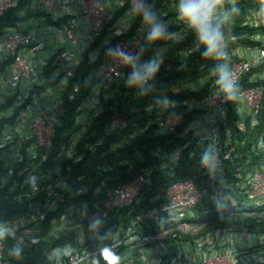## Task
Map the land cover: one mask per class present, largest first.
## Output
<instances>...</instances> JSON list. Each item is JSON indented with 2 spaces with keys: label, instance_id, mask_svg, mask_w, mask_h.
Returning <instances> with one entry per match:
<instances>
[{
  "label": "built area",
  "instance_id": "2783aa9c",
  "mask_svg": "<svg viewBox=\"0 0 264 264\" xmlns=\"http://www.w3.org/2000/svg\"><path fill=\"white\" fill-rule=\"evenodd\" d=\"M229 1L216 5L214 27L229 20ZM179 4L180 0H0V19L11 9L20 12L0 22V166L5 168L0 170V187H8L18 203L27 199L18 215L0 222L9 229L0 239V264H264V11L248 12L239 33L222 39L221 48H231L236 57L223 53L217 58L208 55L196 30L180 17ZM50 13L64 18L60 27L45 26ZM156 26L162 35L151 39ZM182 45L178 61L194 56L203 75L169 89L157 85L159 97L133 107L129 114L142 120L138 113L145 111V127L132 128L121 137L117 132L128 129L130 120L116 115L95 142L77 146L86 131L80 127L68 137L69 145L82 151L76 160L84 164L97 156L108 165L125 150L130 155H121L123 161L137 168L134 179L83 204L96 208L98 215L91 208L78 217L50 215L58 208L57 199L64 200L63 193L83 181L87 166L47 172V179L40 181L42 190L48 188L42 203V196H32L38 177L22 174L27 164L21 163L38 153L28 145L30 140L39 147L53 143V123L67 109L64 95L70 101L79 97L84 111L74 124L86 128L88 115L103 114V102L111 103L118 91L145 100L150 72L160 69L168 54ZM146 48L155 53H146ZM50 59L58 64L55 76L68 79L79 70L83 75L87 66L91 76L74 85L76 93H64L62 87L39 91L36 84L43 83L40 75ZM221 67L229 74V91L218 83ZM186 89L199 92V97L187 101ZM33 90L34 102L24 108ZM183 124L186 127L180 129ZM109 133H117V138L107 143ZM136 138H142L137 140L141 143L159 138L163 143L150 150L146 144L131 147L130 152ZM183 156L196 159L190 175L181 170ZM102 187L103 182L96 186L88 180L76 194L94 198ZM145 194H150V202L140 206L128 227L117 222L110 229L102 226L110 211L134 200L140 203ZM204 203L208 209L200 208ZM237 215L263 218H256V229L210 223L214 217ZM71 234L74 243L57 241Z\"/></svg>",
  "mask_w": 264,
  "mask_h": 264
},
{
  "label": "trees",
  "instance_id": "16d2710c",
  "mask_svg": "<svg viewBox=\"0 0 264 264\" xmlns=\"http://www.w3.org/2000/svg\"><path fill=\"white\" fill-rule=\"evenodd\" d=\"M29 1V0H28ZM243 4L245 5L246 9L251 8H257L260 7L264 9V0H242ZM19 10L17 9H11L7 16L2 17L0 19V22L3 23L7 21L8 19L12 17L19 16ZM38 14H32L35 18ZM64 21V18H54L53 13H50L47 17V21L45 22V26L51 25L53 27H60L61 22ZM235 23H237V20H235ZM220 28V27H218ZM231 37L235 35L234 30L231 28ZM42 31V29H41ZM40 31V33H41ZM104 33H107L105 30ZM227 37V35L222 34V39ZM193 40L192 36L189 38V42ZM49 39H46V47L48 46ZM148 43V42H147ZM187 41H185L183 44L185 45ZM235 43V41H233ZM184 45L178 46L177 48H174L173 55L168 54L167 62L160 67V69H155L150 72L148 77V84L147 86L150 88H145L146 94H156L155 87L158 85L159 87L167 88L169 89L172 84L175 83H181L184 84L185 82H190L193 80H196V78H200L203 75V70H200L199 64H196V60L193 61L194 56H190V58L184 59L183 63L178 57H176V54L180 48H184ZM205 46V45H204ZM148 48V46H147ZM146 53H150L151 55L155 53L153 49H147ZM222 53H226L227 57H236L233 54L232 49L224 50V47L219 50ZM174 57V58H173ZM176 58V59H175ZM177 60V61H176ZM143 66H145V63L147 64V59L143 58ZM179 63H182V67L180 68L177 66ZM48 66L44 67L40 78L43 80V83L38 85L37 89L40 90H56L59 87H62L64 90V93H76L75 90V84H82L87 78H89L90 75V66H87V71H84L83 75L79 74V71H76L74 77H69L68 79H64L61 74L58 76H55V69L58 64L55 63L52 59L48 61ZM142 67V66H141ZM141 71H137L139 73ZM137 77V76H136ZM135 81L136 79L133 78ZM210 84V83H209ZM136 86V85H135ZM127 90V88H125ZM148 90V91H147ZM159 91V90H158ZM183 98L188 99H195L198 93L191 92L190 89H186L184 92ZM205 92L200 93V96L202 97ZM167 94L169 91L167 90ZM199 97V96H198ZM188 98V99H187ZM64 101L66 103V111L63 115L60 114L57 121L53 123L54 127V141H53V147L50 152H47L44 147H38V153L37 155H33L31 159L22 162L21 165H25L21 171L25 168V171L22 174L29 175L31 173H34L37 177L39 182H44L45 179H47L46 173L47 172H53L56 173L59 171V169L63 172V170H67L69 167H77L80 165L79 162H75L73 158H71L67 151L69 150V143L68 138L71 134L74 133V129H78L79 126H75L74 120L75 117L82 113L84 110L82 109L80 104V99L77 96V100L70 101L68 99V95H64ZM111 103H104V113L101 115H98L97 117L93 114L88 115V120L85 123L86 125V131L85 133L80 136V142L83 143H91L95 142L101 137H103L105 133V128L107 126H110L111 120L116 115H121L129 118L130 120V126L128 129H125L121 132H117L121 137L125 134L131 131L132 128L136 129H142L146 125L147 121V114L145 111H140L138 115H142V120L140 118H136L134 116H129L132 108H138L142 103L139 100H135V97L132 96L131 93L127 92H120L118 91L117 94H114L113 100ZM34 102V90L31 92L30 96L26 99V101L23 104V107L30 106L31 103ZM32 106V105H31ZM35 106V105H34ZM144 106V105H143ZM142 106V107H143ZM184 106V105H183ZM197 109H194L193 113H196ZM134 121H137L139 125H134ZM188 125V124H187ZM186 127V124H183L180 129H184ZM117 133H109L108 135L111 136V139L107 142L109 143L112 140H115L117 138ZM241 138V136H240ZM136 140H143L142 138H136ZM151 143L149 144V147L156 144L158 140H154L153 138L150 139ZM67 144V146H64V144ZM141 143V142H140ZM142 145V144H140ZM73 149L72 147H70ZM27 159V157H25ZM101 162V163H99ZM99 163V164H98ZM81 165L87 166L86 176L83 178L82 182H77L76 186L68 191L63 193L64 200L57 199V209L52 211L50 215H61L63 214H70L72 217H78L81 215H84L86 212L90 210V208L93 210V213L96 215L100 214L98 213V210L94 207H91L89 204L88 207H83V204H85L88 200L89 201H96L97 199H100L104 193L111 188L119 187L123 184H126L134 179V175L137 173V168L133 167L131 163L126 164L125 161H123L122 156L119 154L116 155L113 160L107 165V163L104 165L102 162V159L95 156L91 158L90 163H83ZM151 165V164H148ZM196 166V162L193 158H190L189 156H186L184 158V167L185 170L188 172V175H190L193 171V169ZM4 166H0V170H4ZM19 169H15L13 177L15 174H18ZM141 171V170H140ZM139 171V172H140ZM78 175V174H76ZM90 180L91 183L95 182V185L98 186L103 182L102 190L94 197L90 198L88 195H85V197L81 195H77L76 191L81 185H86L87 181ZM38 185V189L36 192L32 194V196H35L37 199L38 197H41L44 193L48 192L47 189L42 190V184ZM2 183V177L0 178V184ZM50 189V188H49ZM88 197V198H87ZM45 196L41 197V202L45 203ZM151 200L150 194H145L138 203L136 200H134L130 204L122 205L121 207L115 209L114 211H110L108 213V217L103 218L102 220V226L105 229H110L113 227V225L118 223L119 226H122L123 228H126L130 225L131 220L134 219L138 215V211L140 210V206L146 205ZM17 199L14 198L13 194H11L8 190V187H0V222L2 220H7L9 218H12L17 214V210H20L23 208V205H27V199L23 198V202H16ZM76 204V205H75ZM78 205V206H77ZM208 207V206H207ZM206 207V204L200 205V208L202 209H208ZM71 212V213H70ZM117 216V217H116ZM223 216V215H222ZM256 218H263L262 216H241L237 215L232 218H222L214 217L211 218L210 223L212 224H235L236 227H251L253 229L259 228L260 226L256 224L257 220ZM128 222V223H127ZM202 222V221H201ZM231 222V223H230ZM264 223V222H263ZM126 224V225H125ZM41 239V236H39ZM76 238L71 234L68 237L62 236L60 239H58V242L63 243H74ZM42 241V240H41ZM50 241H45L44 243H49ZM151 245V243H150Z\"/></svg>",
  "mask_w": 264,
  "mask_h": 264
},
{
  "label": "clouds",
  "instance_id": "9594fccd",
  "mask_svg": "<svg viewBox=\"0 0 264 264\" xmlns=\"http://www.w3.org/2000/svg\"><path fill=\"white\" fill-rule=\"evenodd\" d=\"M222 0H180L179 4V13L180 17L185 20L193 29L196 30V32L199 35V40L202 44L205 45V48L207 49L208 55H216L217 58H220L223 56V53L219 51V49L222 46V32L225 35L230 36L231 35V28L234 30L235 34H238L239 31L242 29L241 27V22L244 19L245 14L251 11H256V10H263L260 7L257 8H251V9H246L245 5L243 4L242 0H230L226 6V14H227V9H229V20L227 22H221L219 25H216L217 27H214L212 24V17H213V11L216 7L217 4H220ZM144 8L142 12L145 10ZM145 20H149V16L145 15ZM235 20H237V23H235ZM220 27V28H218ZM219 29H221L219 31ZM162 35L161 29L159 26H156L153 28L150 38L151 39H158ZM228 72L221 67L220 68V79L218 83L224 88L225 91L230 90V84L226 83L228 81ZM145 88H148L146 86ZM156 89V88H155ZM148 91V90H147ZM145 92V90H144ZM156 94H146L145 93V100L139 99V101L143 104H150L154 101L155 98H158L160 95L159 91H156ZM80 128H84L82 125H80ZM154 140H158L155 145L152 144V146L149 147V144L151 143L150 139L149 142L144 141L143 143H140L139 141L136 140V145L129 146L130 147V152L134 151V149H131V147H143L145 144L147 145L146 149L150 150L154 146L158 144H162L163 141L162 139H157L153 138ZM36 142L34 140H30L28 145L34 147L35 149L38 150L39 146L35 145ZM139 144V145H137ZM142 144V145H140ZM82 145V143L79 141L77 143V146ZM53 147V143L50 144L49 146H45L44 148L46 149L47 152H50ZM71 146H69V150L67 151V154L74 159L75 162H79L80 165L84 163L83 159L81 160H76L77 156L82 154V151L79 149L74 150L75 148L71 149ZM74 153V155H72ZM120 155H130L127 153L125 150L123 153L119 151ZM186 156L181 157V170H185L184 167V158ZM195 162L196 159L194 158ZM197 166V162H196ZM195 166V167H196ZM195 169V168H194ZM193 169V170H194ZM184 173H188L186 170ZM9 232V229L6 226L0 225V239H3L4 236Z\"/></svg>",
  "mask_w": 264,
  "mask_h": 264
},
{
  "label": "crops",
  "instance_id": "0c3cea01",
  "mask_svg": "<svg viewBox=\"0 0 264 264\" xmlns=\"http://www.w3.org/2000/svg\"><path fill=\"white\" fill-rule=\"evenodd\" d=\"M181 135V131H177L176 137L179 138Z\"/></svg>",
  "mask_w": 264,
  "mask_h": 264
},
{
  "label": "rangeland",
  "instance_id": "374dc122",
  "mask_svg": "<svg viewBox=\"0 0 264 264\" xmlns=\"http://www.w3.org/2000/svg\"><path fill=\"white\" fill-rule=\"evenodd\" d=\"M39 132H40V137H43L44 133H43V132H41V131H39Z\"/></svg>",
  "mask_w": 264,
  "mask_h": 264
}]
</instances>
